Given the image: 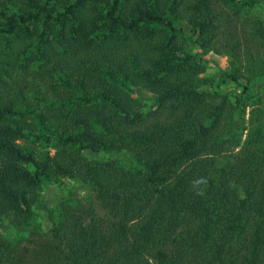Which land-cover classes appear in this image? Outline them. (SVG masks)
Here are the masks:
<instances>
[{"label": "trees", "instance_id": "trees-1", "mask_svg": "<svg viewBox=\"0 0 264 264\" xmlns=\"http://www.w3.org/2000/svg\"><path fill=\"white\" fill-rule=\"evenodd\" d=\"M58 1L62 12L49 3L39 5L38 0H24L28 7L20 13L8 15L0 11V18L4 19L0 28V219L12 216L17 226H24L32 214L35 191L44 181L59 177L90 185L102 213L90 211V231H86L77 214L79 199L69 194L60 204L62 219L56 228L43 234L50 258L44 260L34 255L28 259V246L20 248L0 237V264H38L35 261L39 260L41 264L146 262L144 247L152 240L137 242L129 237L131 219L145 210L140 188L147 182L163 185L175 167L191 161L197 140L214 127L220 110L215 107L214 112L200 102L171 131L165 133L161 129L146 135L130 130L125 137L126 128L142 121L126 88L150 87L163 103L176 97L170 89L192 82L188 73L195 70V64L184 71L176 64L181 49L177 40L185 34L186 24L192 25L193 34L210 37L211 5L215 0ZM261 1L264 0H242L241 6L253 8ZM7 2L12 0H0V7L6 9ZM29 7L43 12V20ZM206 18L208 22L203 21ZM24 57L28 65L43 62L45 68L51 65V71L57 73L60 84L55 92L58 99L51 101L53 116L16 110L18 97L2 90V74L9 75L8 68ZM171 76H175L174 82L169 80ZM208 111L213 119L205 125L203 119ZM51 119L55 130L48 131L51 140L60 143V150L54 155L35 153L21 145L29 135L40 137L39 126ZM168 143L165 150L158 151ZM130 145L133 151L144 147L146 154L137 153L130 160L118 155ZM84 150L106 157L87 160L82 156ZM218 182L208 181L207 188L190 197L180 181L182 188L176 192V184L166 201L184 210L187 207L194 220L197 214L203 219L211 213L212 220L228 217L239 223L244 212L255 220L263 219L264 186L246 189L243 199L233 197L231 203L233 191L229 186L225 188L221 180ZM180 212L179 218L187 213ZM254 240L247 243L243 259L247 262L252 250L249 257L256 264L259 252L264 250V226H258ZM215 255L201 259L200 264H215ZM180 257V253L175 259L158 251L156 263L179 264Z\"/></svg>", "mask_w": 264, "mask_h": 264}, {"label": "rangeland", "instance_id": "rangeland-1", "mask_svg": "<svg viewBox=\"0 0 264 264\" xmlns=\"http://www.w3.org/2000/svg\"><path fill=\"white\" fill-rule=\"evenodd\" d=\"M47 1L38 0V3L43 6L49 3V6H55L58 12H62L58 0ZM241 1L212 2L210 14L212 28L209 38L193 34L190 24L184 26L185 34L179 36L177 40L181 49L175 61L180 71L193 64L195 70L188 73L192 82L185 87L170 89L176 97L160 103L150 87L129 85L126 88V92L142 115V121L132 128H126L125 137L129 136L130 130L146 135L161 129L165 133L171 131L179 120L189 115L191 109L200 102V105H206L214 112H217L213 109L215 107L220 110L217 112L214 127L197 140L193 149L195 156L191 161H184L175 167L163 185L147 182L140 188L139 194L143 200L141 204L145 210L140 216L131 219L129 237L137 242L146 238L152 241L148 247H144L147 254L146 262L138 261V264H157L158 251H165L175 259L176 254L180 253L179 264H200L201 259L212 254H216L215 264L256 262L251 261L252 257H249L252 250H249L250 259H247V262L243 258L247 253V243L255 241L254 235L258 226H264L262 224L264 217L262 220L258 218L255 220V217L244 212L241 213L242 220L238 223L228 217L212 220L213 216L209 213L203 219L197 214L194 220V217L189 215L190 210L187 207L184 210V207L166 201L170 195L169 190L174 189L176 184L179 186L175 191L179 192L180 181L182 186L185 185L187 188L186 195L195 197L197 192L199 194L202 189L208 187V181L214 179L217 184L221 180L225 188L229 186L233 191L231 203L233 197L243 199L246 189H263L264 1L253 8L241 6ZM6 4L7 8L0 7V11L4 10L8 15L20 13V10L28 7L24 0L18 2L12 0ZM29 9L34 14L38 13L41 21L43 20L44 13L38 8ZM203 21L208 22L207 18ZM3 23L4 19L0 18V28ZM40 28L42 29L41 22ZM59 52H63V49H59ZM12 60H15L14 54ZM8 73L9 75L2 74L5 84L2 90H7L18 97L16 110L32 111L37 114L43 112L45 115L53 116L50 110L53 106L51 101L58 99L55 92L60 80L56 76L57 73L51 71V65L47 68L43 66V62L28 65L24 57L9 67ZM169 80L174 82L175 76H171ZM209 111L204 115L205 125L213 119L209 118ZM52 121L53 119L50 122H43L39 126L40 137L29 135L21 141V145L35 153L49 152L54 155L61 149V145L51 140L49 131L55 130ZM158 136L163 137L161 133ZM168 145L169 143L160 146L158 151L165 150V146ZM142 148L144 149L140 146L133 151L130 145L123 148L118 155L127 160L132 159L137 153L144 156L146 152ZM82 156L87 160H100L106 157L86 150L82 152ZM69 194L79 199L80 207L77 214L81 216L83 228L90 231V211L102 213L96 193L90 185L77 179L59 177L44 181L35 191L32 214L24 226H17L12 216L0 219V237L20 248L28 246L30 248L28 259L34 255L44 260L49 259L51 252L44 246L43 234L56 228L62 219L63 211L60 204ZM227 207L234 210L232 206ZM180 210L187 213L179 218ZM146 229L150 232L146 233ZM170 235L174 239L169 237ZM171 240H174V243H170ZM252 248L254 249L251 245ZM259 256L256 264H264V250L259 252ZM35 263L41 264V261Z\"/></svg>", "mask_w": 264, "mask_h": 264}]
</instances>
